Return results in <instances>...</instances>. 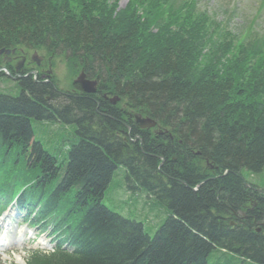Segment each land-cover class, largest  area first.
Segmentation results:
<instances>
[{"label":"trees","instance_id":"obj_1","mask_svg":"<svg viewBox=\"0 0 264 264\" xmlns=\"http://www.w3.org/2000/svg\"><path fill=\"white\" fill-rule=\"evenodd\" d=\"M170 1L116 10L109 0H0V49L59 58L70 78L98 82L94 93L61 94L52 78L27 75L0 93V199L21 188L19 203L59 233L65 220L76 246L33 252L27 264H209L218 248L264 264L254 226L264 195L242 176L264 171V40L237 43ZM132 113L163 133L138 131ZM30 118L70 125L67 144L34 142ZM121 165L167 210L152 233L103 205Z\"/></svg>","mask_w":264,"mask_h":264},{"label":"rangeland","instance_id":"obj_2","mask_svg":"<svg viewBox=\"0 0 264 264\" xmlns=\"http://www.w3.org/2000/svg\"><path fill=\"white\" fill-rule=\"evenodd\" d=\"M112 1L116 4L117 10L121 9L127 2V0H109L110 3H112ZM170 4L175 9L178 6V9H183L184 7L185 9H192L194 12L204 11L210 14L220 21L221 28L219 31L221 34H224V32L229 29L233 33L240 34L239 37L242 38L243 35L250 31L258 33L264 32V0H171ZM235 50L236 48L232 50V53H234ZM204 63L205 62H202V64ZM56 70L57 72L65 71L63 64L58 63ZM9 82L11 81L8 79L7 81H0V92H11L12 88ZM41 128L42 127L39 126V129ZM34 131L35 138L41 140L43 144L48 147L46 140L39 134V130L36 126ZM55 134L56 136L49 140L50 149L55 145L62 144L63 140L61 136L66 135L67 131H56ZM122 174V171L119 170L112 178V184L108 188L104 200L105 204L115 211L128 215L130 218L141 222L145 229L152 233L167 216L166 208L159 205V203L141 189H127L124 186ZM244 175L246 179V176H248V179H251L249 180L251 183H254L264 190V172L262 176H251L246 173H244ZM48 240V236H40L34 240L33 243L18 247V245L21 244L19 243L17 246L10 248L9 253L6 254L9 260L3 262L2 256H0V264H9L11 262L24 264L28 252L34 249H42L41 243H46L45 247L50 246L51 242ZM226 261V259H223L221 264H225ZM210 262H212V260H210ZM229 264L246 263L230 262Z\"/></svg>","mask_w":264,"mask_h":264},{"label":"bare ground","instance_id":"obj_3","mask_svg":"<svg viewBox=\"0 0 264 264\" xmlns=\"http://www.w3.org/2000/svg\"><path fill=\"white\" fill-rule=\"evenodd\" d=\"M43 78H45V76H43ZM53 81L55 82V88H58L59 83H58L57 81H55V80H53ZM47 82H50V78H47ZM28 141H29V140H27V141L25 140V141H22V143H28L27 146H29V145H31L32 142L30 143V142H28ZM244 173L249 174L248 171H247V170H244V172H242V174H243L242 176H243V178H244L245 183H246V182H247V183H250V181H249L250 179H248V176H246V177H247V179H246V178L244 177V176H245ZM9 230H10V229H6V232H5V233L9 232ZM5 233H4V234H5ZM2 235H3V234H0V236H2ZM1 240H5V239L2 238ZM12 244H13V243H12Z\"/></svg>","mask_w":264,"mask_h":264},{"label":"water","instance_id":"obj_4","mask_svg":"<svg viewBox=\"0 0 264 264\" xmlns=\"http://www.w3.org/2000/svg\"><path fill=\"white\" fill-rule=\"evenodd\" d=\"M137 122H138L139 125L142 126V127L153 125V122H150L149 120H141V119H137Z\"/></svg>","mask_w":264,"mask_h":264}]
</instances>
